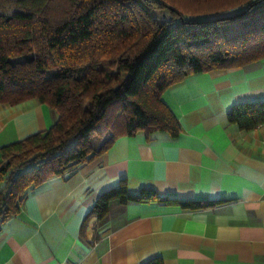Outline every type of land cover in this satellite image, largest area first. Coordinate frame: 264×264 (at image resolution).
Segmentation results:
<instances>
[{
	"label": "trees",
	"instance_id": "1",
	"mask_svg": "<svg viewBox=\"0 0 264 264\" xmlns=\"http://www.w3.org/2000/svg\"><path fill=\"white\" fill-rule=\"evenodd\" d=\"M260 60L264 0H0V104L36 99L57 114L48 130L0 148V224L122 136L176 138L178 122L161 100L168 88ZM226 122L243 132L264 125V102L234 105ZM112 202L183 210L220 203L134 194L122 181L86 219L103 221Z\"/></svg>",
	"mask_w": 264,
	"mask_h": 264
},
{
	"label": "crops",
	"instance_id": "2",
	"mask_svg": "<svg viewBox=\"0 0 264 264\" xmlns=\"http://www.w3.org/2000/svg\"><path fill=\"white\" fill-rule=\"evenodd\" d=\"M161 100L178 136H122L69 177L50 180L0 224V264H264V125L243 132L226 122L234 105L264 102V60L189 76ZM56 120L36 99L0 104V148ZM122 181L134 194L220 203L112 202L103 221L86 219Z\"/></svg>",
	"mask_w": 264,
	"mask_h": 264
},
{
	"label": "rangeland",
	"instance_id": "3",
	"mask_svg": "<svg viewBox=\"0 0 264 264\" xmlns=\"http://www.w3.org/2000/svg\"><path fill=\"white\" fill-rule=\"evenodd\" d=\"M232 12H229L228 14H231Z\"/></svg>",
	"mask_w": 264,
	"mask_h": 264
}]
</instances>
